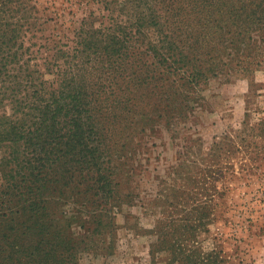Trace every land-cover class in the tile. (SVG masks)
Wrapping results in <instances>:
<instances>
[{
  "label": "trees",
  "instance_id": "trees-1",
  "mask_svg": "<svg viewBox=\"0 0 264 264\" xmlns=\"http://www.w3.org/2000/svg\"><path fill=\"white\" fill-rule=\"evenodd\" d=\"M95 1L99 27L91 13L74 39L36 48L34 0H0V264L113 255L121 160L157 108L264 71V0ZM206 254L180 262L226 263Z\"/></svg>",
  "mask_w": 264,
  "mask_h": 264
},
{
  "label": "rangeland",
  "instance_id": "rangeland-1",
  "mask_svg": "<svg viewBox=\"0 0 264 264\" xmlns=\"http://www.w3.org/2000/svg\"><path fill=\"white\" fill-rule=\"evenodd\" d=\"M31 5L36 25L24 41L36 48L74 39L91 13L96 27L103 18L95 0ZM188 98L180 110L165 102L152 128L135 132L118 176L129 196L117 211L115 252L79 264H181L207 252L225 264H264V71L213 78Z\"/></svg>",
  "mask_w": 264,
  "mask_h": 264
}]
</instances>
